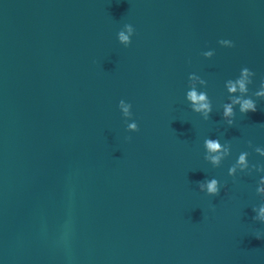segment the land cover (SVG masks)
<instances>
[{
	"label": "water",
	"instance_id": "water-1",
	"mask_svg": "<svg viewBox=\"0 0 264 264\" xmlns=\"http://www.w3.org/2000/svg\"><path fill=\"white\" fill-rule=\"evenodd\" d=\"M262 209L264 0H0V264H264Z\"/></svg>",
	"mask_w": 264,
	"mask_h": 264
},
{
	"label": "clouds",
	"instance_id": "clouds-1",
	"mask_svg": "<svg viewBox=\"0 0 264 264\" xmlns=\"http://www.w3.org/2000/svg\"><path fill=\"white\" fill-rule=\"evenodd\" d=\"M129 31H131V28L129 27ZM120 40L122 41H127L128 40V37L126 35H124L123 32L120 33ZM240 88L241 90L243 91L244 90V84L243 82L241 81L240 82ZM231 90H235V88L233 87ZM189 98L193 101H197V100H203L204 97L203 96H197L195 92H191L189 94ZM207 105H201V108H206ZM257 109H256V106L255 104L251 101V100H246L244 101V103L242 104L241 106V111L244 112V113H247L249 111L251 112H255ZM125 112L127 113V109L125 108ZM232 112V109L231 107H228L226 108L225 110V115H230ZM131 127H135V125H132ZM207 147L210 151H215L219 148V144L215 141H212V140H209L207 141ZM214 159H218V158H214ZM243 156L241 157V163H243ZM207 189H208V192L209 193H213L215 194L217 192V186H216V181L213 180L212 182L208 183L207 185ZM261 215L264 216V209L261 210Z\"/></svg>",
	"mask_w": 264,
	"mask_h": 264
}]
</instances>
